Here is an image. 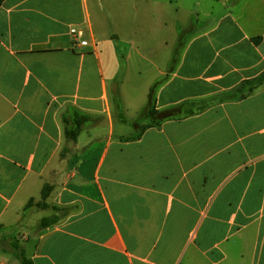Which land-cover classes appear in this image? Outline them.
Masks as SVG:
<instances>
[{"label": "crops", "instance_id": "crops-1", "mask_svg": "<svg viewBox=\"0 0 264 264\" xmlns=\"http://www.w3.org/2000/svg\"><path fill=\"white\" fill-rule=\"evenodd\" d=\"M184 1L2 0L0 239L34 264H264V84L238 98L264 74V0L174 24ZM154 85L158 113L207 107L126 140Z\"/></svg>", "mask_w": 264, "mask_h": 264}, {"label": "trees", "instance_id": "trees-1", "mask_svg": "<svg viewBox=\"0 0 264 264\" xmlns=\"http://www.w3.org/2000/svg\"><path fill=\"white\" fill-rule=\"evenodd\" d=\"M1 5H2V0H0V6ZM258 40L259 39H257V41ZM263 84H264V74H262L259 78L255 79L253 81L245 82L243 84L242 88L239 90L240 96L238 98L240 100L246 98L247 96L254 93ZM157 85H154L152 87V89L149 93L147 105L141 111V116L149 119L151 121V123L148 124L146 127H144L141 130V132L138 133L136 136L127 138L126 140H136L141 136L142 132L144 130H146L147 128L154 127V126H160L166 120L177 118V115L180 117L192 116V115H195V114L202 112L207 107L205 105L198 106L199 103H196V102H188V103L183 104V106L180 107L178 109V111H168L165 113H158L154 108V105H155L154 93H155V89H156ZM185 106H188V108L185 111H183ZM89 120H90V118L88 116H84V115L75 122H70V121L65 119V123H66L65 135H66V138L69 141H76L78 136L82 132L84 125L86 123H88ZM50 191H51L50 186L47 185L44 187V189L42 191L43 200H46ZM33 202H34L33 199H31L28 202L26 208L30 207L33 204ZM38 206L39 207H47V205H45V204H39ZM56 222H57V219L45 218L41 221V223L39 225L40 226L39 229H46V228L54 225ZM3 228L4 227L2 225H0V231H2ZM14 250H15V255H16L17 259L19 260L20 264H34V262L29 257L26 256L25 252L21 248L14 246Z\"/></svg>", "mask_w": 264, "mask_h": 264}, {"label": "rangeland", "instance_id": "rangeland-1", "mask_svg": "<svg viewBox=\"0 0 264 264\" xmlns=\"http://www.w3.org/2000/svg\"><path fill=\"white\" fill-rule=\"evenodd\" d=\"M210 4L207 1H204L202 4H200L199 6L195 5L193 0H185L180 8V15L178 18H174L173 23L174 24H183L185 22L189 21V15H191L192 11L195 10V12H198L200 14V16L202 17V19L204 18V15L207 12L212 11L211 13V18L207 19V21L211 22L212 24H214L213 22H215L222 14V4L219 1H214V0H209ZM182 34V33H181ZM45 219V218H43ZM42 219V220H43ZM41 220V221H42ZM41 221H39V223L37 224V228L39 229V225L41 223ZM15 239L19 238V234L16 233ZM3 241V242H1ZM0 242L2 243V247L3 249H8L9 251H12L14 249V247L12 246V243L10 242V240L8 238H1Z\"/></svg>", "mask_w": 264, "mask_h": 264}, {"label": "built area", "instance_id": "built-area-1", "mask_svg": "<svg viewBox=\"0 0 264 264\" xmlns=\"http://www.w3.org/2000/svg\"><path fill=\"white\" fill-rule=\"evenodd\" d=\"M72 34L75 37V40H76L77 44H80L82 46H86L87 45V42L85 40H82V38L84 37L83 31L72 30Z\"/></svg>", "mask_w": 264, "mask_h": 264}]
</instances>
